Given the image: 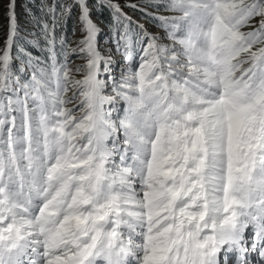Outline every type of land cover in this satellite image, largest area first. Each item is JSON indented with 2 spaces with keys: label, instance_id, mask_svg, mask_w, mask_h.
I'll list each match as a JSON object with an SVG mask.
<instances>
[{
  "label": "snow or ice",
  "instance_id": "snow-or-ice-1",
  "mask_svg": "<svg viewBox=\"0 0 264 264\" xmlns=\"http://www.w3.org/2000/svg\"><path fill=\"white\" fill-rule=\"evenodd\" d=\"M100 3L0 0V264H264V0Z\"/></svg>",
  "mask_w": 264,
  "mask_h": 264
},
{
  "label": "rangeland",
  "instance_id": "rangeland-1",
  "mask_svg": "<svg viewBox=\"0 0 264 264\" xmlns=\"http://www.w3.org/2000/svg\"><path fill=\"white\" fill-rule=\"evenodd\" d=\"M46 2L51 5L54 0H46ZM61 3H72V0H60ZM121 5L123 10L130 16L134 21L143 24L150 32L161 35V30L153 24L149 18L144 17L140 12L134 11L130 8L125 7L127 3L136 2L139 3L140 0H114ZM5 6L7 0H4ZM42 0H16L17 5V14L19 19L20 26V36L21 39L19 44L23 46L28 52H31L34 56H38L41 58H46V52L41 48L33 47L28 43H25V39H38L39 31L38 28H34L33 26V15L36 17L40 16V6ZM90 9H91V18L94 23L98 25L100 28V33L98 35V43L101 48H112V37L114 31V18H113V10L106 5L100 3V0H89ZM5 7L0 6V48L3 47V41L5 37V28L7 21L4 15ZM81 24L79 22V10L78 8L73 9V14L67 20L66 26L63 29V32L66 34V37L72 42V46L75 47V42L81 37L82 33L80 31ZM35 32V37L29 35V33ZM42 44L43 41H40ZM164 43H170L169 41H164ZM13 54H16V48L13 49ZM114 59L117 61V71H119L120 62L122 61V57L118 54H115V50H113ZM20 61L15 60L13 67L16 68L19 66ZM83 61L76 60L75 64H81ZM71 95V93H69ZM77 104L79 101L76 102ZM75 105H68V107H74ZM82 113H77V115H81Z\"/></svg>",
  "mask_w": 264,
  "mask_h": 264
}]
</instances>
